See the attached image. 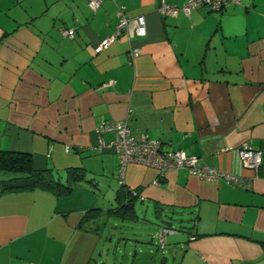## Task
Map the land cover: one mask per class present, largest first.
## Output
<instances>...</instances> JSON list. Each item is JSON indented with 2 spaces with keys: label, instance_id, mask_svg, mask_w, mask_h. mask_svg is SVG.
<instances>
[{
  "label": "crops",
  "instance_id": "1",
  "mask_svg": "<svg viewBox=\"0 0 264 264\" xmlns=\"http://www.w3.org/2000/svg\"><path fill=\"white\" fill-rule=\"evenodd\" d=\"M88 1L0 0V149L30 154L61 180L67 168L85 170L64 196L0 195V264H116L108 220L149 222V214L157 229L177 219L180 231L141 264H264V0L176 17L159 15L160 0H99L95 12ZM119 5L129 18L145 16L147 34L130 42L120 34L95 53ZM71 27L73 38L62 34ZM130 44L141 48L133 64ZM124 119L135 137L145 132L164 152L195 155L198 166L244 184L130 164L125 185L139 196L123 219L117 155L100 144L115 131L98 127ZM244 142L262 153L258 179L241 165Z\"/></svg>",
  "mask_w": 264,
  "mask_h": 264
},
{
  "label": "built area",
  "instance_id": "2",
  "mask_svg": "<svg viewBox=\"0 0 264 264\" xmlns=\"http://www.w3.org/2000/svg\"><path fill=\"white\" fill-rule=\"evenodd\" d=\"M232 3H239L238 0H187L182 5L178 6L160 0L158 13L161 17H176L179 12H183L189 16L192 9L196 7H206L209 11H222ZM100 4L99 0H89L90 9L95 12ZM118 22L114 31L94 46L95 53H100L106 50L120 34H124L130 42L133 38L144 37L147 34L146 18L138 15L135 18L127 17L123 6H117ZM76 27H71L62 30V34L73 38ZM141 48L130 44L127 51V61L133 64L140 56ZM114 83V80L108 81L105 85ZM112 129L115 131V137L108 144L100 141L102 145H108L115 150L117 155V180L120 186L125 185V174L127 167L130 164H139L146 167H151L159 172L163 177L168 170L186 168L189 173L203 180L218 182L223 180L232 184H244V180L236 175L222 173L216 168L209 166H198V158L195 155H186L183 151H166L161 149L162 143L159 140L151 139L147 133L143 132L135 137L130 128L128 119L120 121H102L98 130ZM239 159L244 169L250 170L252 179L259 178V168L262 163L261 151L254 150L249 142H244L238 149ZM157 183V179L154 181ZM127 187V186H126ZM130 193L134 196H139V192L133 188L127 187ZM177 229L173 227H160L157 239L160 247L165 245V236L167 234L176 233ZM33 264V263H26Z\"/></svg>",
  "mask_w": 264,
  "mask_h": 264
},
{
  "label": "trees",
  "instance_id": "3",
  "mask_svg": "<svg viewBox=\"0 0 264 264\" xmlns=\"http://www.w3.org/2000/svg\"><path fill=\"white\" fill-rule=\"evenodd\" d=\"M0 173H5L0 178V195L38 189L64 196L71 192L75 184L85 180V170L81 167L67 168L65 180H61L51 169H36L30 154L1 149ZM120 187L117 212L123 219L131 218L133 201L138 197L132 195L126 186Z\"/></svg>",
  "mask_w": 264,
  "mask_h": 264
},
{
  "label": "rangeland",
  "instance_id": "4",
  "mask_svg": "<svg viewBox=\"0 0 264 264\" xmlns=\"http://www.w3.org/2000/svg\"><path fill=\"white\" fill-rule=\"evenodd\" d=\"M232 5H235V3H232L228 5L225 9L222 11L228 9ZM251 8V7H250ZM254 9V8H251ZM258 10V9H257ZM264 13V11H259ZM219 13V11H211L208 12V14H215ZM262 23L259 27V35L261 37H264V19H261ZM5 173H0V178H3ZM146 220L142 219L138 223H132L128 224V222H123L121 220L110 218L108 220V225L110 227V231H113L114 229V240H116L113 244L116 245V264H128L131 262V264H141L143 262V259L141 260V255H147L148 251L151 249L153 254H157L158 257L161 256V253L166 251L165 249H161L158 244V239L156 238L158 231L160 228L157 229V224L161 225L160 222H158L155 218H153L150 214L147 215ZM113 222L116 223V227H112ZM157 223V224H156ZM173 224L171 227L177 229V232L179 233V222L177 219H173L171 221ZM125 225V226H122ZM131 225V226H128ZM157 226V227H156ZM167 226V225H162ZM161 227V226H160ZM183 234V233H182ZM171 234H167L166 237L169 239ZM119 240V241H118ZM168 245V242L166 243ZM113 245V247H114ZM166 245V247H167ZM141 250H143L141 252ZM113 251L111 252V254ZM127 255V258H125ZM167 255V254H166ZM135 257V258H134ZM150 264V263H149Z\"/></svg>",
  "mask_w": 264,
  "mask_h": 264
}]
</instances>
